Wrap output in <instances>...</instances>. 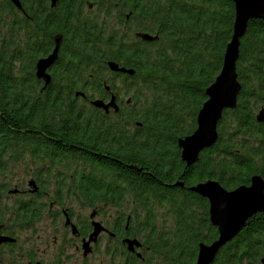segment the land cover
<instances>
[{"label": "trees", "instance_id": "16d2710c", "mask_svg": "<svg viewBox=\"0 0 264 264\" xmlns=\"http://www.w3.org/2000/svg\"><path fill=\"white\" fill-rule=\"evenodd\" d=\"M20 1L25 13L0 0V171L28 154L47 165L58 158L56 165L80 172L78 178L95 185L82 190L88 201L121 196L128 186L147 211L146 224L153 217L150 197L177 217L178 229L156 245L163 264H197L199 244H211L219 233L208 201L189 190L217 181L232 191L257 175L264 180V122L258 120L264 110V18L250 20L241 39L236 108L223 113L217 143L189 165L179 140L196 131L206 91L222 70L234 33L233 0H60L54 8L50 0ZM91 1L98 5L89 15L84 5ZM86 14L97 21H83ZM123 26L159 39L142 43ZM56 35L63 37L65 57L72 46L87 61L56 65L48 87L36 77V64L50 54ZM96 59L134 70L130 112L102 116L70 95L76 80L87 81L80 76L97 71ZM87 150L99 158H89ZM263 259L264 214H257L212 264Z\"/></svg>", "mask_w": 264, "mask_h": 264}, {"label": "flooded vegetation", "instance_id": "af4514ba", "mask_svg": "<svg viewBox=\"0 0 264 264\" xmlns=\"http://www.w3.org/2000/svg\"><path fill=\"white\" fill-rule=\"evenodd\" d=\"M58 3H60V0H56V4L53 5V0H50L52 8L56 7ZM95 3L93 1H91V3L86 2L84 5L86 9H84V11H86V13L88 11H94L96 8ZM96 4L98 5V3ZM14 11L20 12L17 9ZM121 30L131 33V31L127 30L124 26ZM136 36L142 41V43H153L158 40L155 39L150 42H145L139 37L138 33ZM62 40L63 37L61 39V47L59 49L58 58L53 66L47 71L51 76V83L48 87H50L55 80L53 77V71L57 68L56 65L67 66L73 63H82V61H87V58L85 57H82L81 59L75 57L76 53L74 52V48L72 46L66 49L67 57H65L62 50L65 45ZM55 47L54 41V47L49 55L52 54ZM93 62L97 63L99 66L97 71L91 70L87 74L89 79H87L85 83L80 79L76 80L72 86V90L69 92L70 95L75 97L80 104L83 103L85 109L97 111L102 116L113 117L122 114L123 111L128 109L133 104L131 98H128L127 101H125V97L127 95L125 84H127L126 81L129 80L126 76L129 77V75L126 73L124 74L123 72L112 71L108 64L113 62L119 65L120 68H127L121 67L120 63L115 61L107 62V60L104 59L100 61L99 59H96ZM106 62L107 64H105ZM95 73H98L97 78H95ZM74 75L80 76L78 72H74ZM80 77L84 78L86 76ZM62 86L66 87L68 85L64 83ZM113 99L115 100L118 109L109 108L108 110H105L92 105V102L95 100H101L107 105ZM140 126L141 125L138 123L137 127L140 128ZM86 153L89 158H99V155L94 151L87 150ZM58 161V158L54 160L50 159V161H48L49 165L45 167V177H47V175L55 174V168L58 166L60 167V165L55 164ZM77 176L83 179V177L80 176V172H75L74 174L72 173V175L61 178L70 180V184L76 189H78V187H82L80 190L81 193L82 190H84L83 188L86 186L95 187V185L90 182L89 184H86V181H83ZM93 180L96 181L95 178ZM48 181L49 179H47L46 184H44L45 180L39 181L36 179H30L28 184H26L27 186H21L23 189H19L18 187L15 190H8L9 186H2V184H0V204L2 199L5 197L8 198L12 195L19 196L22 199L23 196H32L31 198L39 197L41 202H43V198L50 200L48 205L46 203H40L38 200L19 201L14 207H8L9 209H7L8 211L6 213L2 212L4 215H2L0 211V264H67L68 262L65 260L66 253L63 249V245L65 247L67 245L72 246V249L75 251V255L80 253V260H82L84 264H91L92 262L88 261L92 257H98L99 250H103L104 255L107 254L109 264H147L146 256H149L153 250L151 240L154 239V241H156L157 238L155 237V233L150 230L147 231L145 223L147 211L144 210L142 213V207L139 205L140 199L129 192L128 186H122L123 192L121 196L111 193L105 200H103L99 199L96 195L94 199L92 198L88 201L82 193L81 196L76 194L75 196H71L75 199V201H71L68 199L69 194L68 196L64 195V193L59 195L60 191H58V189L62 187L58 186L57 183L53 184V191L50 192L51 182ZM73 191L75 190L73 189L72 192ZM6 192L8 196L7 194H3ZM76 197L80 198L85 205H90L89 207L92 210V215L94 216L90 215L89 219L82 218L78 214L74 213L71 207H67L68 203L75 202L76 205L79 203ZM204 199L208 201L210 206L209 200L207 198ZM152 201L153 200L150 197L148 203H151ZM23 208H26L27 210L24 212L20 211ZM34 208H37L36 211H34ZM46 217L47 220L59 227H56L54 232H60L61 228L59 224L61 223L63 227L62 231H65L64 236L67 235L69 238L63 239L65 238L63 237L58 240L57 237H54L53 247L55 250L51 255L49 253L51 245L45 247L46 241L44 235L42 234L43 228L40 226ZM94 221L100 222L107 231L102 232L99 236H97L95 241L90 244L91 253L85 256L83 243L89 240L91 233L95 230L93 225ZM19 232L20 234H23L22 239L20 238L21 236ZM49 240L50 237L47 239L48 243ZM127 240H138L141 246L135 247V251L131 252L129 250V246L125 243Z\"/></svg>", "mask_w": 264, "mask_h": 264}, {"label": "water", "instance_id": "95a60500", "mask_svg": "<svg viewBox=\"0 0 264 264\" xmlns=\"http://www.w3.org/2000/svg\"><path fill=\"white\" fill-rule=\"evenodd\" d=\"M11 2L18 9L23 10L20 0H11ZM233 2L236 10L234 33L225 52L222 70L206 91L208 100L199 112L196 131L179 140L182 159L189 165L198 160L202 151L216 144L218 140L217 127L224 111L236 108L241 91L237 75L241 39L246 34L250 20L264 18V0H233ZM140 37L143 40L152 41V37L148 35ZM60 42L61 40H57L54 52L47 58L41 59L36 66L37 78L47 85L51 83V76L47 71L58 58ZM110 69L115 72L134 73L120 68L115 63H110ZM92 104L105 110L118 109L114 99L107 105L101 100L94 101ZM258 120L261 123L264 122V110L261 111ZM190 191L209 200L210 222L213 227L218 229L219 233L218 241L213 245L208 247L200 245L197 264H212L220 248L237 237L252 216L264 212V181L258 176L252 178V184L249 187L242 186L235 191H227L215 181L198 184ZM95 227L94 236L100 232V225L97 224ZM262 263L264 264V259Z\"/></svg>", "mask_w": 264, "mask_h": 264}, {"label": "rangeland", "instance_id": "374dc122", "mask_svg": "<svg viewBox=\"0 0 264 264\" xmlns=\"http://www.w3.org/2000/svg\"><path fill=\"white\" fill-rule=\"evenodd\" d=\"M94 12L95 13L97 12L96 9H94V11H92V12H90L88 14L91 15V13H94ZM89 15L86 14L82 18L83 21H85V22H92V21L96 22L97 21L98 18H96V17L94 18V17H91ZM98 24H100V23H98ZM129 34H130L129 36L131 38H133V36H134V38H136V34L135 33L131 34L129 32ZM118 37H120V36L118 35ZM124 38H125L124 35H122L121 36V40H123ZM55 49H56V47H55ZM45 58H47V57H45ZM110 63H113V62H110ZM110 63L108 64L109 68H110ZM126 74L129 75V77L126 76V78L131 79V80L126 81L127 84L134 85L135 81H134V79H132L134 74H132V73H126ZM85 78L89 79V76H86ZM131 85L127 86L125 88V90H127L129 92V93H127V95L125 97V101H127L128 98H132L131 95H134V93H133L134 90L132 89ZM144 93L147 94L146 92H144ZM132 103H133L132 106L134 108V106H135L134 99H133ZM132 106L129 107V110H128L129 112H130V110H132ZM46 166H47L46 162L40 163L38 161V159H34V157H32L31 155L26 154V155H24L23 158L20 159V162L11 163L9 165V167H8L9 170H7L6 172L3 171V170L0 171V173H1V175H0V184H2V186H4V185L7 186L9 184V187L7 186L8 190L9 189L15 190L18 187H19V189H23V188H21V186H23V185L27 186L26 184H28L30 179H36V180H39V181H44L45 180L44 184H46V180L49 179L48 182H51V190H50V192L53 191V184L57 183L58 186L63 188L64 195L68 196V194H69L68 199L71 200V201H75L74 197H71V196H75V194L73 195V192H72L73 189L75 190L76 195H80V196L82 195V193H81V191L79 189L74 188L70 184V180H65L64 178L63 179L61 178V177H66V176L72 175V173H74L73 171L71 172L70 169L66 170V169L61 168V167L58 166V167L55 168V174L47 175V177H45L46 176V173H45V169H46L45 167ZM57 172L60 173V174H58ZM240 187H242V186H240ZM240 187H238V188H240ZM238 188H236V189H234L232 191H235ZM3 194L6 195L7 192L3 193ZM7 196H8V194H7ZM31 197L32 196H30V197L23 196V199L20 198L19 196H16V195L9 196L8 198L5 197L4 199L1 200V204H0L1 214H2V212L6 213L8 211L7 209H9L8 207H11V208L14 207L19 201H28V200H35V201L38 200V201H40L39 197L38 198L37 197L31 198ZM76 199L79 201V203L77 204L79 207L75 204V202L68 203L67 207H71L73 209V212L78 214L82 218L89 219L90 215H92V210L89 207L90 205L89 204L85 205L84 202L78 197H76ZM42 201L43 202L40 201V203H46L47 205L50 202V200L45 199V198H43ZM149 207H150L151 213H152L151 217L152 216L153 217H152L151 222L149 224H146V228H147V231L150 230L151 232L155 233V237L157 238L155 243L157 241H159L160 239L167 238L170 235L174 234L175 230L178 229V227H177V225H178L177 221L178 220H177V217L175 216V214L171 215V213L169 211H167L168 209L166 210L165 208H160L157 205V203H154L153 201L151 203H149ZM2 209H3V211H2ZM143 212H144V209H142V213ZM4 213L2 215H4ZM257 214H264V212H259ZM257 214H255V215H257ZM143 216H145V215H143ZM254 216H252V217H254ZM97 224L100 225L101 223L94 221V223H93L94 227ZM40 226H42V228H43V233L42 234L44 235L45 241H46L45 247L51 245V248H50V251H49L50 255L55 250L54 247H53L54 237H57L58 240L63 238V237H65L63 239H69L67 237V235L64 236L65 231H62L63 227H62L61 223L59 224V226L61 228L60 232H57V233L54 232V229L56 227H58V226L54 225L51 221L47 220V217L40 224ZM19 234H20V232H19ZM20 236H21L20 238L22 239L23 234L21 233ZM48 237H50L49 243L47 242ZM160 245H161V241H160ZM63 249L65 250V253H66L65 260L68 262L67 264H84L83 261L80 260V258H81L80 253H77L75 255L74 254L75 251H74V249H72V246L67 245L65 247L63 245ZM98 254H99L98 257H92L88 262L91 261L92 262L91 264H109L108 263V259H106L104 257L103 250H99ZM157 261H154L153 263L155 264ZM160 262H163V259ZM261 264H263V263H261Z\"/></svg>", "mask_w": 264, "mask_h": 264}, {"label": "bare ground", "instance_id": "6f19581e", "mask_svg": "<svg viewBox=\"0 0 264 264\" xmlns=\"http://www.w3.org/2000/svg\"><path fill=\"white\" fill-rule=\"evenodd\" d=\"M21 2V1H20ZM56 4V0H53V5H55ZM22 5V4H21ZM15 6V5H14ZM16 7V6H15ZM23 7V6H22ZM17 8V7H16ZM17 10H19L20 12H23L24 13V9L23 10H20V9H18L17 8ZM136 33H138V35H139V37L141 36V35H148V36H150V37H152V40H155V39H159V37L157 36V37H155V35H153V34H151V33H147V32H136ZM141 38V37H140ZM62 39V37L61 36H55L54 37V41H55V46H57V40H61ZM143 40V39H142ZM145 42H150L149 40H144ZM59 47H61V42H60V44H59ZM58 53H59V51H58ZM75 57H79V54L76 52V54H75ZM42 59V58H41ZM41 59H39V61L41 60ZM38 61V62H39ZM37 62V63H38ZM36 66H37V64H36ZM53 66V65H52ZM128 70V69H127ZM130 71H133L134 72V70H130ZM128 73H131V72H128ZM133 74H135V72L133 73ZM37 77V76H36ZM45 83V82H44ZM46 84V83H45ZM47 85V84H46ZM49 85V84H48ZM47 85V86H48ZM127 86H130V85H128V84H125V88L127 87ZM136 86V85H135ZM134 85H131V87L133 88V87H135ZM138 87L139 88H141V85H138ZM139 90H135V92H138ZM95 101H97V100H95ZM94 102V101H93ZM93 105V104H92ZM225 112V111H224ZM261 113V112H260ZM260 115V114H259ZM258 115V116H259ZM223 116V115H222ZM218 131V130H217ZM105 231H107L104 227H103V225L102 224H100V232L96 235V236H94L93 234H95V232H96V227H95V230L91 233V235H90V237H89V240L88 241H85L84 243H83V250H84V255L85 256H87V255H89L90 253H91V249H90V244H92V242L93 241H95V239L97 238V236H99L102 232H105ZM216 241H218V239L217 240H215L214 242H212L211 244H206V243H200L199 244V246H198V255H199V252H200V249H201V247H200V245L201 244H203V245H205L206 247H208V246H211V245H213ZM159 241H157L156 243H154V244H152V247H153V250H152V253L149 255V256H146V263L147 264H154L153 262L154 261H157L155 264H163V262H160L161 261V256H160V245L159 246H156V245H158L159 243H158ZM128 246H129V250L131 251V252H134L135 251V247H138V246H141V244H140V242L138 241V240H134V241H126L125 242ZM225 245H227V243L225 244ZM225 245L224 246H222L221 248H220V250L218 251V253L216 254V256H215V259H216V257L218 256V254H219V252L223 249V247H225ZM156 252H158V253H156ZM197 255V256H198ZM104 257L107 259L108 257H107V254H105L104 255ZM159 258V259H158ZM215 259H214V261H215ZM213 261V262H214Z\"/></svg>", "mask_w": 264, "mask_h": 264}]
</instances>
